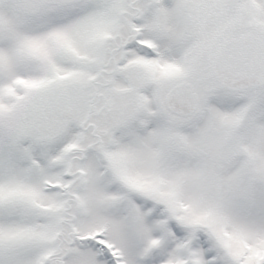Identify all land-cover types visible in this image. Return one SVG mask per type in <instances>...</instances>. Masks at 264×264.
<instances>
[{
	"label": "snow or ice",
	"instance_id": "6c2138e0",
	"mask_svg": "<svg viewBox=\"0 0 264 264\" xmlns=\"http://www.w3.org/2000/svg\"><path fill=\"white\" fill-rule=\"evenodd\" d=\"M0 264H264V0H0Z\"/></svg>",
	"mask_w": 264,
	"mask_h": 264
}]
</instances>
